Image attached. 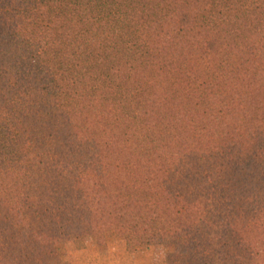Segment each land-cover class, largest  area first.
<instances>
[{"label":"trees","instance_id":"obj_1","mask_svg":"<svg viewBox=\"0 0 264 264\" xmlns=\"http://www.w3.org/2000/svg\"><path fill=\"white\" fill-rule=\"evenodd\" d=\"M264 264V0H0V264L78 224Z\"/></svg>","mask_w":264,"mask_h":264},{"label":"rangeland","instance_id":"obj_2","mask_svg":"<svg viewBox=\"0 0 264 264\" xmlns=\"http://www.w3.org/2000/svg\"><path fill=\"white\" fill-rule=\"evenodd\" d=\"M225 221L213 216L197 230L196 237L175 240L158 238L149 247L138 238L117 236L110 221L103 223L105 240H97L84 224L73 228L71 235L59 246V258L52 264H176L171 254L187 251L204 232L220 229Z\"/></svg>","mask_w":264,"mask_h":264}]
</instances>
